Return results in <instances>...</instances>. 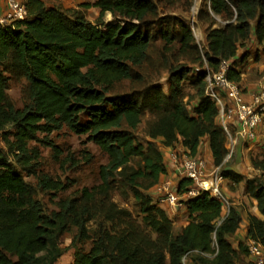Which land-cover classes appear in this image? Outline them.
<instances>
[{"label": "trees", "instance_id": "trees-1", "mask_svg": "<svg viewBox=\"0 0 264 264\" xmlns=\"http://www.w3.org/2000/svg\"><path fill=\"white\" fill-rule=\"evenodd\" d=\"M82 5L99 9L95 22L73 8L26 0L27 18L0 27V131L12 154L10 158L0 147V264H55L63 253L57 241L70 225L77 227L79 238H89L86 223L92 217L90 203L97 197L108 199L112 178L133 157H140L144 166L132 173L130 186L140 203L142 221L156 238L131 221L130 213L110 205L106 217L124 219L123 228L115 232L100 228L88 251H75L72 264H184L186 254L194 250L214 252V244L218 251L212 258L191 256L196 255L199 264H235L239 252L247 250L241 241L237 248L231 242L240 227L241 214L231 207L217 224L224 216V206L202 192L186 202L187 223L173 234L166 211L138 188V179L149 180V186H154L167 172L163 152L150 143L145 147L134 133L142 122L144 105L128 96H110L115 85L130 79L133 69L147 57L151 37L144 31V23L156 12V3L95 0ZM210 7L216 14L233 18L232 23L207 31L205 56L210 67L217 69L221 60L234 58L252 35L259 43L264 41V0H210ZM106 13L118 20L106 21ZM181 31V49L186 51L192 47L193 36L184 24ZM163 37L170 44L175 39L168 31ZM188 72H171V107L163 110L150 136L161 137L166 146L181 144L190 155H198L202 140L208 138L213 163L219 165L227 152L225 136L216 123L218 109L205 94L204 72L196 80L199 101L194 115L178 96ZM13 73L27 81L29 101L21 108L7 96ZM241 74L232 68L228 77L241 82ZM156 102L154 107L159 109L161 98ZM64 125L76 134L87 135L107 155V163L100 167L98 185L84 187L80 198L61 200L59 210L46 213L23 176V172L36 174L37 169L38 154L29 142L36 140L39 132L50 133ZM7 126L14 131L12 140ZM252 165L262 176L247 179L246 191L256 200L260 216H249L245 239L254 238L264 245V156L252 159ZM223 174L236 182L244 180L231 170ZM191 184L183 179L178 189L183 192ZM39 185L51 191L66 187L46 175L39 177Z\"/></svg>", "mask_w": 264, "mask_h": 264}, {"label": "rangeland", "instance_id": "rangeland-1", "mask_svg": "<svg viewBox=\"0 0 264 264\" xmlns=\"http://www.w3.org/2000/svg\"><path fill=\"white\" fill-rule=\"evenodd\" d=\"M43 1L47 6H57L65 10L67 8L78 10L91 22H95L99 16L98 8L94 6L86 8L82 5L84 3L92 4L95 0ZM153 1L157 5V10L155 13L149 14L144 23V31L151 37L147 57L141 66L133 69L130 79L122 80L115 85L110 96L113 98L128 96L142 102L144 105L142 122L134 130V133L137 140L145 147L148 143L153 144L165 156L166 145H164L163 139L161 137L152 138L150 131L164 113L163 110H169L171 107L169 99L171 72L174 69H186L189 71L182 82V89L178 96L186 105L188 112L194 115V110L199 101L196 95L197 76L208 65L205 56L207 51V31L210 28L224 27L227 23H232L233 18L225 14H216L210 7V0ZM104 18L106 21L118 20L110 13H106ZM182 24L189 28L193 36L192 47L186 51L181 49L180 44ZM193 30L196 34L195 36L193 35ZM165 31H168L175 38L171 44L167 43L163 37ZM250 43L251 41L246 44V48L250 47ZM257 44L259 45H257L258 48L255 51L249 49L240 52L237 66H240L244 73L251 74L255 69L259 72V67L264 65V43ZM254 58L258 59V65L249 70L250 64L253 63L251 61ZM10 76L7 90L8 99L16 107L21 108L29 101L27 81L20 74L13 73ZM158 98H161L160 110L154 107ZM83 120H86V116ZM6 131L9 132V138L12 140L13 136L11 134L14 132L12 127L7 126ZM0 147L12 158V154L4 141L3 131H0ZM29 147L38 154L36 174L28 175L23 172V176L32 187L33 197L40 200L46 213L59 210L61 200L80 198L84 187L91 188L98 185L100 183V167L107 163V155L90 141L87 135L76 134L66 125L60 129H54L50 133L39 132L37 139L29 142ZM146 152L149 153L147 150ZM234 153H236L235 150ZM234 153L229 164L238 161L234 159ZM262 154L264 156V151ZM201 155H204L203 150ZM239 161L242 162V159ZM143 166L144 162L140 157H133L123 170L122 168L118 169L111 180L108 199L97 197L96 200L90 203L92 217L86 223L89 238H79L77 227L70 225L69 230L57 241V245L63 250V253L55 264H72L75 251L77 249L88 251L92 245L91 238L97 234L100 228L103 227L110 232L123 228L124 219L109 220L106 217L110 205L130 213L131 221L142 225V228L153 239L156 238V234L143 223L142 218L144 215L140 211V203L136 200L133 189L130 186L132 173L143 169ZM240 166L241 168L243 167L242 165ZM166 167L167 172L160 179H171L175 185L177 180L173 176L172 166L166 165ZM41 175L60 181L66 186L65 189L60 191L44 190L39 185V177ZM241 175L244 178L241 184L234 185L232 184L233 180L229 178L230 184L234 188L229 200L232 207L238 210L242 217H245L252 211V200L254 199L245 191L246 180L261 178L262 175L261 172L249 168H245L244 174ZM148 181L143 178L138 179L139 191L143 196L153 199L154 204L166 211L171 219L172 233H178L187 222V214L184 211L186 208H170L167 205L156 203L154 201L156 194L153 193V185L149 186ZM78 203L81 206L82 203ZM224 210H226L225 207ZM74 239L75 241H73ZM240 241L245 247L246 239L245 237L242 239L239 231L237 235L231 238V242L237 248ZM185 264H199L198 257L196 255L189 256ZM235 264L255 263L246 250L239 252Z\"/></svg>", "mask_w": 264, "mask_h": 264}, {"label": "built area", "instance_id": "built-area-1", "mask_svg": "<svg viewBox=\"0 0 264 264\" xmlns=\"http://www.w3.org/2000/svg\"><path fill=\"white\" fill-rule=\"evenodd\" d=\"M5 9L0 11V27L8 26L28 16L26 0H4ZM194 32V30H193ZM195 36V32L193 33ZM240 58V52L230 59L220 61L217 69L206 66L204 72L205 94L218 109L217 125L225 136L226 155L223 162L215 165L204 155H190L188 150L177 146H166L165 162L172 166L173 176L177 180L174 185L171 179L159 180L152 189L156 194L155 202L167 205L170 208L185 207L186 202L202 192H208L221 201L224 216L220 224L229 214L228 202L223 191L226 177L223 174L232 159L238 140L253 143L259 139L264 130V88L259 91H250L241 82L228 77L232 68L237 69L235 63ZM186 179L192 182L183 192L178 189L179 181ZM248 255L255 264H264V245L254 238L246 239ZM214 252L191 251L183 257V263L192 254L212 258L217 254V245Z\"/></svg>", "mask_w": 264, "mask_h": 264}, {"label": "crops", "instance_id": "crops-1", "mask_svg": "<svg viewBox=\"0 0 264 264\" xmlns=\"http://www.w3.org/2000/svg\"><path fill=\"white\" fill-rule=\"evenodd\" d=\"M4 9H5V1L0 0V11H3ZM250 41H251L250 47L246 48V46H245V47L239 48L238 53L241 51H244V50L247 51L249 49L255 51L258 48L257 45H259V44H257V43H259V42L256 40L255 35H252ZM262 43H264V41ZM257 60L258 59L254 58L253 61H251L253 63L250 64L249 70H251L252 68H254L255 66L258 65L259 61H257ZM237 70H241L240 66H237ZM241 72H242L241 83H244L245 87H247L248 90L259 91L260 89L264 88V65L259 67V72L256 69L251 74L250 73H244L242 70H241ZM176 146L178 148H181L182 150H187L181 144H178ZM202 150L204 152V156L207 157L210 162H213V157H212V153L210 150L208 138H204L202 140V143H201L200 148H199V154L202 153ZM263 151H264V130H262L261 136L259 137V139L253 143H245L241 140L240 141L238 140V142L235 146V152L236 153H234L235 154L234 159H236V161L237 160L238 161L229 164V167L232 168L231 171H234L237 175H240V176H242L241 174H244L245 168H249V169H252L254 171L260 172L259 169L254 168V166L252 165V159H257V158L263 157V154L261 155V153ZM241 159H242V162L239 161ZM240 165H242L243 167L241 168ZM172 171H173V168H172ZM229 178H231L233 180L232 184H234V185L241 184V182H243V181L236 182L234 177H232V176L226 177V179H225V183L223 185V191H224L225 197L227 198V202H228L227 208L230 210L232 205H231V202L229 200V197H230V194L233 193L234 188H232V184H230L231 182H230ZM245 191H246V185H245ZM252 201H253L252 211L248 214V216L242 217V221L240 224L241 227L236 232V235H237L238 232L240 231V234L242 235V239L246 236V231H247V228L249 225V216L250 215H256L258 217L260 216V213L257 209L256 200L253 199ZM184 211L186 212V209ZM241 216H242V214H241ZM243 222H244V224H243Z\"/></svg>", "mask_w": 264, "mask_h": 264}, {"label": "water", "instance_id": "water-1", "mask_svg": "<svg viewBox=\"0 0 264 264\" xmlns=\"http://www.w3.org/2000/svg\"><path fill=\"white\" fill-rule=\"evenodd\" d=\"M231 169H232V168L228 166V167L225 168V171H229V170H231Z\"/></svg>", "mask_w": 264, "mask_h": 264}]
</instances>
